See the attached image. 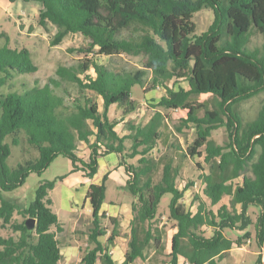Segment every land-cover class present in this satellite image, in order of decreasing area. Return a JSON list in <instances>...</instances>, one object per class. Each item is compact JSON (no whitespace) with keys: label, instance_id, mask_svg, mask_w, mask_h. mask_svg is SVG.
Here are the masks:
<instances>
[{"label":"trees","instance_id":"trees-1","mask_svg":"<svg viewBox=\"0 0 264 264\" xmlns=\"http://www.w3.org/2000/svg\"><path fill=\"white\" fill-rule=\"evenodd\" d=\"M23 1L38 2V24L45 31L50 26L56 29L51 45L79 33L88 46L73 49L83 54L76 63L56 68L60 77L78 88L69 110L62 111L65 98L50 85L57 81L41 84L35 79L29 87L17 81L38 67L28 48L10 46L8 35L0 32V228L11 232L0 235V264H60L59 234L64 228L50 194L56 180L39 182L33 200L22 209L4 197L29 173L41 174L58 155L69 158L73 171L92 178L101 157L118 154L127 172L125 188L134 198L128 249L119 263L111 250L120 225L117 217L102 210L108 173L99 183L87 186L84 202L90 206L92 225L84 232L88 241L79 264H132L150 248L164 253L165 231L156 217L164 193L171 194L168 219L175 222L167 264H179L180 258L188 264H219L229 250L251 237L247 228L252 224L256 241L264 249V96L253 115L243 114L240 108L242 102L264 93V0ZM203 8L213 11L214 20L196 33L193 15ZM253 34L262 37L261 45L250 44ZM122 53L142 56L143 67L115 69L95 58ZM172 79L177 89L168 85ZM135 84L144 92L162 86L165 93L157 101L152 99L154 113L146 124L130 125L120 134L119 121L110 118L109 109L116 106L121 118L132 113ZM200 94L211 98L198 101L194 96ZM160 107L185 112L184 121L195 132L185 151L172 140L163 163L154 155L168 129V116ZM220 127L227 135L222 144L211 137ZM78 141L89 149L87 160L77 153ZM14 146L21 157L11 165L7 160ZM136 156V163L127 162ZM194 156L207 165L206 169L197 163L209 204L197 197L200 202L192 212L181 199L194 181L188 180L181 189L177 181L183 163ZM160 164L161 173L155 179ZM225 195L230 196L229 205L213 210ZM251 205L259 210L255 223L247 214ZM16 213L23 216L19 222L13 217ZM28 219H34L33 227L27 225ZM226 229L246 230L231 238ZM263 249L255 264L263 263Z\"/></svg>","mask_w":264,"mask_h":264},{"label":"rangeland","instance_id":"rangeland-1","mask_svg":"<svg viewBox=\"0 0 264 264\" xmlns=\"http://www.w3.org/2000/svg\"><path fill=\"white\" fill-rule=\"evenodd\" d=\"M40 5L36 1L25 2L23 0H0V32H5L10 39V46L26 47L32 53L34 63L37 65L38 70L35 73L24 74L18 76L17 81L24 82V85L29 87L34 84L37 79L41 84L49 81V79L57 81V84L51 82V89L57 94L65 98V106L62 111H68L72 105V98L78 96L77 87L75 83L66 78L60 77L56 73V68L60 65L69 66L83 54L77 52L76 48L81 46H88L87 40L79 33L68 34L60 44L51 45V39L56 29L53 26L49 27V31H45L38 24V13ZM214 20V13L211 9L203 8L193 15V21L196 24V33H200L208 28ZM3 40V38H1ZM262 37L259 34H253L250 39V44L261 45ZM97 51V48H94ZM97 61L101 64L109 65L111 68L120 67H136L140 68L144 65V58L142 56H133L127 54L114 55L112 57L104 54L95 55ZM90 71V70H89ZM168 85L177 89V83L174 79L169 80ZM186 85V83L184 84ZM148 86H146L147 89ZM165 89L158 86L153 90L147 92L139 84L132 87L131 94L133 100L136 102V109L121 118V110L112 105L109 109V116L111 119L119 121L117 130L120 134L128 131L130 125L146 124L153 115V109L150 106L152 99L157 101L163 94ZM264 93L256 95L240 104L243 114L253 115ZM198 101L210 100V95L200 94L195 95ZM210 104V103H208ZM162 113L168 116L167 124L168 129L165 130L164 137L158 142L154 155L163 163L166 159L162 157L165 153H169L168 144L172 140H177L181 149L185 151L190 142L193 141L195 132L192 124H187L184 121L186 117L185 112L181 110H166L164 108H157ZM203 111H199L201 114ZM176 127H181V130H176ZM175 134V137L173 135ZM212 139L222 144L226 141L227 135L223 127L214 130ZM127 146L130 141L126 142ZM77 153L84 159H88L89 149L83 142H77ZM18 147L14 146L12 155L8 158V164H15L21 157L18 153ZM175 151V156H176ZM19 155V156H18ZM17 157V159H16ZM137 157L129 158L127 162L136 163ZM101 165L98 172L92 177L88 178L83 176L81 170H72V163L64 155H58L43 171L41 174L31 172L25 178L24 182L10 192H6L4 197L12 200L17 206L22 209L27 207L33 200L35 189L39 182L44 180H56L55 187L50 191L53 198V209L58 214L60 221L63 224L64 231L59 234L62 243V258L60 264H79L81 256L84 254L87 246V237L84 232L88 231L91 227L90 206L88 202H84L86 185L91 182L99 183L102 176L108 173L106 201L102 209L107 211L110 217H117L120 225V235L117 238V245L112 250V255L117 262L124 259V254L128 249V241L130 238V220L131 205L133 195L125 188V180L127 172L125 163L121 162L118 154H108L106 157L100 158ZM197 163L206 167L202 157L194 156L189 157L182 165V175L177 181L178 187L181 189L188 180H193V186H190L183 193L181 202L185 208L195 212L197 210L199 199L203 198L207 205L209 201L202 193L201 178L199 175L201 170ZM162 165L154 175L157 179L160 176ZM61 177H64L62 180ZM171 199L170 193H164L158 205L159 226L165 231L164 242L166 249L164 253H159L154 249L145 251L144 258H137L133 264H167L170 240L173 232L175 231V222L168 219V205ZM230 203V196L225 195L221 201L214 205L212 208L216 210L221 204ZM239 209V206L237 207ZM247 214L252 220L256 222L259 210L255 206H249ZM113 215V216H112ZM14 219L18 222L23 219L21 214H14ZM109 223V220H107ZM1 223V220H0ZM254 224L247 229H250L252 235L244 239L242 247H234L229 250L226 257L221 260L220 264H255L257 254L261 251L259 244L256 241L255 232L252 230ZM246 229H226L225 233L231 238H237L242 235ZM10 230L0 228V235L10 234ZM104 239V238H102ZM264 264V249L262 250ZM97 264H101L98 262ZM180 264H188L183 258H180Z\"/></svg>","mask_w":264,"mask_h":264},{"label":"crops","instance_id":"crops-1","mask_svg":"<svg viewBox=\"0 0 264 264\" xmlns=\"http://www.w3.org/2000/svg\"><path fill=\"white\" fill-rule=\"evenodd\" d=\"M110 108H111V107H110ZM126 117H127V116H126ZM117 125H118V124H117ZM116 128H117V126H116ZM125 133H126V132H125ZM112 154H114V153H112ZM79 156H80V155H79ZM105 157H106V156H105ZM83 159H84V158H83ZM85 160H87V159H85ZM100 165H101V162H100V159H99V167H100ZM98 170H99V168H98ZM89 184H90V183H89ZM89 184L86 185L85 191H86L87 186H88ZM105 201H106V200H105ZM104 203H105V202H104ZM104 203H103V204H104ZM102 207H103V205H102ZM102 210L105 211V212L107 213V211H106L105 209H102ZM107 214H108V213H107ZM112 216H113V215H112ZM116 245H117V240H116ZM115 247H116V246H115ZM115 247H114V248H115ZM241 247H242V246H241ZM114 248H113V249H114ZM113 249H112V250H113ZM112 250H111V253H112ZM124 255H125V254H124ZM112 256H113V255H112ZM122 261H123V260H122ZM120 262H121V261H120ZM120 262H119V263H120ZM134 262H135V261H134ZM134 262H133V263H134ZM133 263H132V264H133ZM179 264H180V261H179ZM219 264H220V262H219Z\"/></svg>","mask_w":264,"mask_h":264},{"label":"water","instance_id":"water-1","mask_svg":"<svg viewBox=\"0 0 264 264\" xmlns=\"http://www.w3.org/2000/svg\"><path fill=\"white\" fill-rule=\"evenodd\" d=\"M26 223L29 227H33L34 219H28Z\"/></svg>","mask_w":264,"mask_h":264},{"label":"built area","instance_id":"built-area-1","mask_svg":"<svg viewBox=\"0 0 264 264\" xmlns=\"http://www.w3.org/2000/svg\"><path fill=\"white\" fill-rule=\"evenodd\" d=\"M202 187H203V185H202Z\"/></svg>","mask_w":264,"mask_h":264}]
</instances>
